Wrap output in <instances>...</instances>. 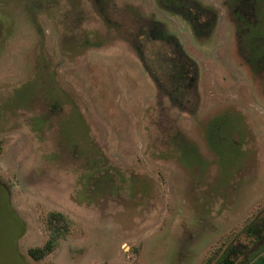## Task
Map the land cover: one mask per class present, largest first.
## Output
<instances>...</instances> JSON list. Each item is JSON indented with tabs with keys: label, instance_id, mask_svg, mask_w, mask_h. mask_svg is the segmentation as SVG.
Segmentation results:
<instances>
[{
	"label": "rangeland",
	"instance_id": "obj_1",
	"mask_svg": "<svg viewBox=\"0 0 264 264\" xmlns=\"http://www.w3.org/2000/svg\"><path fill=\"white\" fill-rule=\"evenodd\" d=\"M261 256L264 0H0V264Z\"/></svg>",
	"mask_w": 264,
	"mask_h": 264
},
{
	"label": "trees",
	"instance_id": "obj_2",
	"mask_svg": "<svg viewBox=\"0 0 264 264\" xmlns=\"http://www.w3.org/2000/svg\"><path fill=\"white\" fill-rule=\"evenodd\" d=\"M51 226V238L43 248L32 249L29 251V256L35 260H41L50 254L59 238V230H68V224L65 216L61 213H53L49 220ZM60 226V229L58 228ZM226 264H231L230 260H226ZM251 264H264V256L255 259Z\"/></svg>",
	"mask_w": 264,
	"mask_h": 264
}]
</instances>
